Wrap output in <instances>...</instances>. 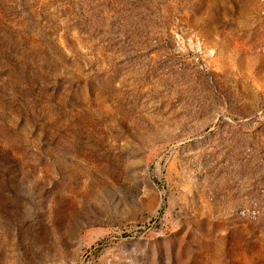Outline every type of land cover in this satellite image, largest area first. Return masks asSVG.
Wrapping results in <instances>:
<instances>
[{"label": "rangeland", "instance_id": "374dc122", "mask_svg": "<svg viewBox=\"0 0 264 264\" xmlns=\"http://www.w3.org/2000/svg\"><path fill=\"white\" fill-rule=\"evenodd\" d=\"M0 264H264V0H0Z\"/></svg>", "mask_w": 264, "mask_h": 264}]
</instances>
